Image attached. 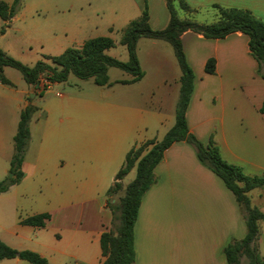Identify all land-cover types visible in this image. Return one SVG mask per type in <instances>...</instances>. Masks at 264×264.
Masks as SVG:
<instances>
[{"label":"crops","instance_id":"1","mask_svg":"<svg viewBox=\"0 0 264 264\" xmlns=\"http://www.w3.org/2000/svg\"><path fill=\"white\" fill-rule=\"evenodd\" d=\"M3 1L11 4L14 0ZM183 2L186 9L179 0L173 2L177 15L202 24L217 21L219 7L245 9L264 21V0ZM56 3L60 17L51 34V28L22 22L29 14L23 1L7 22L12 27L0 34V48L32 66L39 60L49 62L43 55H59L92 37L109 36L118 42L121 30L141 15L143 7L148 10L151 28L164 29L169 22L166 0ZM15 20L19 21L16 25ZM10 31L20 32L15 41L35 40L41 47L37 52L17 50L5 40ZM248 40L241 31L216 39L191 30L181 35L195 75L186 119L190 132L203 143L213 138L224 160L246 174L260 175L264 174V79L257 74ZM112 48L105 53L115 58ZM137 56L144 71L140 80L122 83L132 75L110 67L111 84L97 85L91 78L94 86L90 92L64 88L62 82H53L41 92L31 84L21 86L19 78L4 67V75L13 85L0 81V181L12 177L7 174L20 111L29 103L38 107L29 123L24 174L0 193V239L4 243L35 251L49 264L102 263L100 237L111 228L107 190L115 174L133 146L162 139L175 122L181 70L172 46L162 39L142 37L137 42ZM209 58L215 59L214 73L205 71ZM135 173L133 168L123 184ZM154 173L157 180L143 194L134 225V264H228L224 246L246 234L233 193L185 141L174 142L165 150ZM249 197L264 212L262 189H252ZM44 213L49 218L43 227L21 222ZM10 219V226L3 225ZM258 243L264 258V222ZM23 260L7 258L0 264H23ZM241 264H245L244 258Z\"/></svg>","mask_w":264,"mask_h":264},{"label":"trees","instance_id":"2","mask_svg":"<svg viewBox=\"0 0 264 264\" xmlns=\"http://www.w3.org/2000/svg\"><path fill=\"white\" fill-rule=\"evenodd\" d=\"M174 0H166L169 11V22L164 29H153L149 24V13L143 7L141 15L131 20L122 30L119 43L126 47L128 59L121 61L105 53L116 45L109 36L92 37L79 47H68L56 56H45L34 65L29 66L11 57L0 48V81L13 85L4 75V67H13L23 76L26 83L36 89L41 73H48L51 82L67 80L70 74L79 79L93 78L97 85H110L108 69L119 68L132 75L130 83L140 80L144 71L141 69L137 56V42L140 38L162 39L173 48L179 64V95L175 106L174 125L160 140L148 139L133 146L126 154L125 160L115 174L114 182L107 190V206L112 214L111 228L101 234L100 247L104 257L101 264H134V225L143 194L156 182L155 166L162 160L165 150L174 142L185 141L195 149L199 161L211 169L233 193L245 221L246 234L241 239H231L223 248L228 264H264V258L259 251L261 223L264 222V212L251 204L249 192L261 188L264 195V174H246L240 166L228 163L221 156L216 142L211 137L203 143L190 132L186 110L193 92L195 75L185 56L181 35L188 30L201 33L205 38H224L230 33L241 31L249 38L248 45L252 57L257 62V74L264 79V21L250 11L236 7H219L217 21L202 24L188 18H180L173 4ZM21 0L11 4L0 0V18L5 25L21 7ZM181 8L187 5L179 0ZM5 31L1 27L0 34ZM205 71L214 73L215 59L209 58ZM42 95V94H40ZM38 111L32 103L26 105L19 115L17 130L13 138V154L10 160V172L13 176L0 181V193L10 185L17 183L23 176L22 163L30 140L29 123ZM264 112V103L261 107ZM135 168V177L127 184L123 178ZM49 215L36 214L21 220L23 224L43 227ZM19 257L31 264H49L47 259L32 250H17L0 239V260Z\"/></svg>","mask_w":264,"mask_h":264},{"label":"rangeland","instance_id":"3","mask_svg":"<svg viewBox=\"0 0 264 264\" xmlns=\"http://www.w3.org/2000/svg\"><path fill=\"white\" fill-rule=\"evenodd\" d=\"M27 2L26 4V9L28 10L27 12L29 13L27 17L21 18L22 22H26L29 24V26L34 27L38 26L40 28H51V34L54 33L56 30V23L58 21V18L60 17V14L57 10V0H21ZM60 7V5H59ZM15 25L19 23L18 20H15L13 22ZM5 26V31L9 30L12 27V24L10 26L5 25L4 21L0 19V29L1 27ZM20 35L19 33H15L14 31H10L5 37V40L12 44L15 45L17 50L23 51V52H37L38 48L41 47V45H38L39 42L35 40H28V41H23L21 39L16 40L18 36ZM121 37V34H120ZM119 37V39H120ZM46 43V35L43 33V46ZM118 44V45H117ZM117 45V46H116ZM116 45L111 49L113 55H115L117 59L121 61H126L128 59L126 49L123 45H121L118 42H116ZM1 46L3 47V42L1 41ZM174 51V50H173ZM46 55H43V59ZM113 57V56H112ZM25 64V63H24ZM30 66V65H29ZM8 72H11L14 76L13 77H18L19 78V84L21 86H27L28 83L24 80L22 74L15 68L13 67H8L6 68ZM115 70H121L119 68H115ZM93 79V78H92ZM92 79H79L75 77L74 75L70 74L65 81L62 82V86L64 88H69L72 90H77V91H82V92H90L93 88V83ZM9 172L7 174V177H10ZM13 174V173H12ZM5 226H10L11 225V219L7 222H4ZM1 229V228H0ZM23 264H30L27 261H22Z\"/></svg>","mask_w":264,"mask_h":264},{"label":"built area","instance_id":"4","mask_svg":"<svg viewBox=\"0 0 264 264\" xmlns=\"http://www.w3.org/2000/svg\"><path fill=\"white\" fill-rule=\"evenodd\" d=\"M53 82L49 80L48 73H41L38 77V83L36 85V89L44 92L48 90Z\"/></svg>","mask_w":264,"mask_h":264},{"label":"water","instance_id":"5","mask_svg":"<svg viewBox=\"0 0 264 264\" xmlns=\"http://www.w3.org/2000/svg\"><path fill=\"white\" fill-rule=\"evenodd\" d=\"M29 96L33 98V97H34V94H30ZM9 175H10V176H13L12 173H10Z\"/></svg>","mask_w":264,"mask_h":264}]
</instances>
